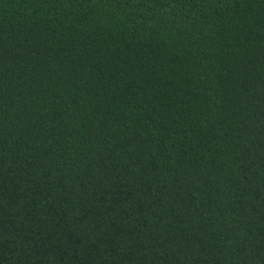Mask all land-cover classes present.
<instances>
[{
    "label": "trees",
    "instance_id": "obj_1",
    "mask_svg": "<svg viewBox=\"0 0 264 264\" xmlns=\"http://www.w3.org/2000/svg\"><path fill=\"white\" fill-rule=\"evenodd\" d=\"M0 264H264V0H0Z\"/></svg>",
    "mask_w": 264,
    "mask_h": 264
}]
</instances>
